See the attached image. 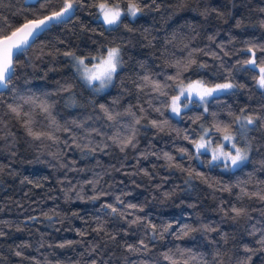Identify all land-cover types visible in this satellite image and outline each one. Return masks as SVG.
<instances>
[{
  "label": "trees",
  "instance_id": "16d2710c",
  "mask_svg": "<svg viewBox=\"0 0 264 264\" xmlns=\"http://www.w3.org/2000/svg\"><path fill=\"white\" fill-rule=\"evenodd\" d=\"M63 2L0 0V22L7 18L19 26L25 15L42 18ZM112 2L127 6V0ZM139 2L141 14L122 17L112 28L94 17L95 7L77 6L66 22L54 23L14 58L12 84L0 92V264H170L166 253L179 264H264V123L237 137L249 159L235 168L210 164L207 152L197 158L190 143L207 128L217 145L222 133L213 126L230 125L235 132L242 109L264 118V89L254 79L259 70L243 64L253 47L264 65L258 50L264 48V0ZM115 46L122 48L123 67L100 93L80 80L64 55L91 57ZM189 53L196 64L183 72L185 82L235 87L205 104L194 99L174 117L163 103L169 97L138 86L145 74L165 81L175 73L166 62L184 61ZM165 90L169 96L177 92ZM29 99L51 105L59 128L50 129L49 118L25 103ZM9 104L29 113L37 130L52 131L57 142L34 141L26 117L11 113ZM151 120L161 122L162 130ZM133 136L136 146L121 151L119 142ZM233 207L245 214L236 217ZM185 226L195 231L178 239ZM141 240L147 249L127 250Z\"/></svg>",
  "mask_w": 264,
  "mask_h": 264
},
{
  "label": "snow or ice",
  "instance_id": "6c2138e0",
  "mask_svg": "<svg viewBox=\"0 0 264 264\" xmlns=\"http://www.w3.org/2000/svg\"><path fill=\"white\" fill-rule=\"evenodd\" d=\"M155 3V0H152ZM34 6V5H33ZM46 4H41V8H45ZM87 8L95 7L96 12L93 14L96 19L102 20V24L109 28L113 26H118L122 23V17L129 16L135 18L137 15L141 14L144 9L140 6L139 0H127V6L123 7L121 3H113L112 0H64L59 10H52L50 14L44 15L43 18H33L30 14L24 16V22L19 24V26L13 25L7 18L3 22H0V89H9L12 84V78L15 75L16 65L14 63V58L18 54H22L24 51L30 47L31 42L37 37V33L41 32L47 26L53 22L60 23L66 22L65 17L68 16L70 12L77 7ZM264 11V10H262ZM264 26V21L261 22ZM14 28V30H13ZM10 33V34H9ZM212 39V37H209ZM259 51H264V48L258 49ZM251 53V58L246 59L243 64L248 66L250 69H258L259 75L254 77L256 83L260 89H264V65L258 63L256 56V49L249 47L247 49ZM64 55L72 57L75 60L76 71L79 75L80 80L95 93L103 92L108 88L118 75L119 70L123 67L122 60V48L120 46L108 47L106 52H100L96 56L91 57H77L75 53L65 52ZM87 61V62H86ZM196 64V60L192 57V53H189L188 57L184 61L177 60L174 64L167 63V67H172L175 69L174 74H166V80L160 81L153 79L151 75L145 74L140 79L142 83L138 86L141 91L144 90V87L150 86L151 91L155 92L160 97H169V101H164L165 107L170 109L172 113L176 116H180L181 109L187 108L190 103L194 102V98L198 99L201 104L207 102L208 97H211L216 92L227 91L235 87L232 83L217 84L214 88H208L200 80L192 81L185 83L183 78V72L187 71L192 65ZM199 67H204V65H199ZM167 81H173V84H168ZM167 88L178 89V94H173L169 96V93L165 90ZM65 91L70 89L65 88ZM25 103L34 104L36 108L40 109L42 114H45L49 118V128L51 129L55 126L57 129L59 125L57 124L55 118L51 114V105L46 101L36 102L34 99L25 100ZM101 111L104 113L105 117L108 120H113L114 117L111 114L109 108L105 104L99 105ZM9 111L16 116L23 115L26 117L24 120V127L28 136H30L34 141L43 142L45 140L52 141L56 143L58 138L54 136L53 132L50 130H37L33 127L35 121L31 118L30 114L21 112L19 106H14L12 104L8 105ZM145 109L141 108V112H144ZM160 111V109H156ZM207 111V108H205ZM244 110H241L242 115L235 118V123L239 126L238 129L234 132L230 125H214V129L218 133H222V140L218 137L217 139L220 142L216 147H212L214 141L210 138V129H204L203 134L199 137V140H190V143L193 144V147L196 150L197 158L199 155L204 152L211 151V160L210 164L216 163L219 161L224 162L225 169L229 167H238L249 159L248 147H238L237 146V137L244 136L248 131L247 125H254L257 121H262L264 123V118L260 116H251L244 115ZM127 114L135 115L131 110H127ZM143 119H147V116H144ZM199 119V118H197ZM75 123V122H73ZM136 124L141 123V119L135 120ZM151 125L162 130V123L157 120H151ZM163 123H167L164 121ZM82 125H77L81 127ZM68 129H65L67 131ZM185 139H188L186 136ZM134 136L129 137L124 141H120L122 144L121 151L126 147H135L133 143ZM227 146H230L229 150H225ZM79 147V145H77ZM234 150V151H232ZM182 154H187V149H181ZM165 156L168 160H172L173 157L165 153ZM176 167H181L180 165H175ZM184 170V169H181ZM191 175V173H190ZM199 175V173H197ZM253 195H257L253 193ZM97 197H93L96 199ZM119 199V198H118ZM259 199L264 201V194H259ZM105 207H110L113 213H117V208L111 205H105ZM128 207L136 208V205L130 204ZM142 210V209H141ZM232 212L235 213L236 217H240L245 214L243 208L233 207ZM132 223H136L133 221ZM155 231V226H152ZM172 225L168 224L164 227L163 231L167 232ZM195 231V229L185 226L182 229V235H179L177 238L182 239L185 236H188L190 232ZM259 243L264 246V239H261ZM139 247L133 244L127 245V250L129 252H140L141 249H147V244L143 240L139 242ZM64 247V245H60ZM264 250V249H262ZM183 249L177 247V252L181 256L184 254ZM245 251H251V249L245 247ZM17 256H20L21 253L17 252ZM175 254H165L164 258L170 262V264H179L178 260L174 259ZM251 257H248L250 260ZM184 264H188V261L185 260ZM246 264V262H245Z\"/></svg>",
  "mask_w": 264,
  "mask_h": 264
},
{
  "label": "rangeland",
  "instance_id": "374dc122",
  "mask_svg": "<svg viewBox=\"0 0 264 264\" xmlns=\"http://www.w3.org/2000/svg\"><path fill=\"white\" fill-rule=\"evenodd\" d=\"M27 2H32V1H34V0H26ZM130 18H132V17H130ZM102 21V20H101ZM78 57V56H77ZM70 59H71V62H72V64H73V67H74V69H75V71H76V67H75V60L72 58V57H70ZM76 73H77V71H76ZM78 74V73H77ZM79 76V75H78ZM196 80H198V79H194V80H190V81H188V82H185L186 84L187 83H189V82H192V81H196ZM201 81V80H200ZM225 83H230V82H221V83H216V84H213V85H206V84H204L206 87H208V88H214L217 84H225ZM109 88V87H108ZM234 88V87H233ZM232 88V89H233ZM107 89V88H106ZM105 89V90H106ZM232 89H230V90H232ZM230 90H227V91H230ZM227 91H221V92H216V93H214V95H216V94H218V93H222V92H227ZM176 94H178V89H177V92H176ZM213 95V96H214ZM212 97V96H211ZM210 97H208V99H209ZM195 99V98H194ZM207 99V100H208ZM199 103H200V101L198 100V99H196ZM205 104V103H204ZM190 105V104H189ZM188 105V106H189ZM184 109V108H183ZM182 110V109H181ZM170 113H171V115H173L174 117H176V115L174 114V113H172L171 111H170ZM249 125H247V127H248ZM204 129H206V128H203L202 129V132H201V134H200V136L203 134V131H204ZM199 136V137H200ZM199 137L196 139V140H199ZM217 145H212V147H216ZM238 146V145H237ZM238 147H240V146H238ZM229 148H230V146H227L226 148H225V150L227 151V150H229ZM195 149V148H194ZM232 151H234V150H232ZM195 152H196V150H195ZM207 153H209L210 155H212V153H211V151H207ZM197 154V153H196ZM220 163H223V165H224V162L223 161H219ZM231 168H235V167H229V168H227V169H231Z\"/></svg>",
  "mask_w": 264,
  "mask_h": 264
},
{
  "label": "water",
  "instance_id": "95a60500",
  "mask_svg": "<svg viewBox=\"0 0 264 264\" xmlns=\"http://www.w3.org/2000/svg\"><path fill=\"white\" fill-rule=\"evenodd\" d=\"M73 14V12H70L69 14H68V16L67 17H65L64 19H66V18H68L69 16H71ZM43 18V17H42ZM54 23H56V22H53V23H51V24H49L48 26H47V28H45L44 30H42L41 32H39V33H37V36H39L43 31H45L46 29H48V28H50ZM36 39V38H35ZM34 39V40H35ZM33 40V41H34ZM33 41L31 42V44L33 43ZM29 48V47H28ZM28 48H27V50H28ZM25 52V51H24ZM4 89H0V92L1 91H3Z\"/></svg>",
  "mask_w": 264,
  "mask_h": 264
}]
</instances>
